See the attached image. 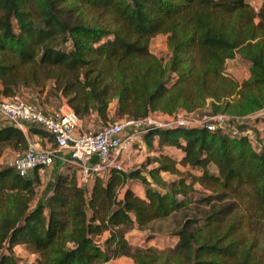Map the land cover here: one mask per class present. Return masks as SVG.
<instances>
[{
  "label": "trees",
  "instance_id": "1",
  "mask_svg": "<svg viewBox=\"0 0 264 264\" xmlns=\"http://www.w3.org/2000/svg\"><path fill=\"white\" fill-rule=\"evenodd\" d=\"M260 1L255 7L247 0H0V94L28 89L35 99L63 98L86 128L111 116L191 111L207 99L217 111L215 102L225 108L232 94L244 111L259 108ZM157 33L166 36V61L149 48ZM236 54L250 62L240 87L225 73ZM27 132L50 137L36 125ZM144 140L156 155L139 167L111 170L86 186L59 172L35 203L43 167L23 176L0 163V264H21L19 244L35 254L28 264H99L118 256L135 264H264V145L204 126L157 127ZM27 143L3 119L0 157L6 147L23 151ZM163 172L175 178L164 180ZM176 212L171 247L128 243L123 226L144 227Z\"/></svg>",
  "mask_w": 264,
  "mask_h": 264
},
{
  "label": "built area",
  "instance_id": "2",
  "mask_svg": "<svg viewBox=\"0 0 264 264\" xmlns=\"http://www.w3.org/2000/svg\"><path fill=\"white\" fill-rule=\"evenodd\" d=\"M0 117L23 131L26 138L30 125L42 127L50 134L48 140L52 144L41 146L27 139L25 150L14 151L9 165L20 175H29L37 167L49 166L58 157L62 163L78 169V183L83 186L89 185L96 177H105L111 170L124 171L125 160L130 158L128 152L135 138L157 127L204 126L208 130L226 131L230 128L231 134L246 135L256 146L264 145V142H256L252 129L229 127L224 113H205L194 118L192 112L178 111L162 121H157L151 114L137 118L121 117L91 131L81 129L78 117L67 104L45 109L20 93H14L8 96L0 94ZM124 186H116L118 197H121ZM104 263L106 261L100 264Z\"/></svg>",
  "mask_w": 264,
  "mask_h": 264
},
{
  "label": "rangeland",
  "instance_id": "3",
  "mask_svg": "<svg viewBox=\"0 0 264 264\" xmlns=\"http://www.w3.org/2000/svg\"><path fill=\"white\" fill-rule=\"evenodd\" d=\"M248 3L251 5L258 7L260 0H247ZM150 51L155 54L156 56L164 59L165 61L169 57V49L166 43V36L163 33H157L155 36L150 40L149 44ZM249 65L250 62L243 57L240 54H236L232 59H229L226 64V75L232 77L234 80L239 83V87L245 81L248 79L250 73H249ZM18 93L21 94L25 99L34 101L41 105V103H44L47 101V97L44 96V94L41 93L39 99H35V97L31 94V91L28 89H21L18 91ZM228 103L225 108H222V106L225 104V102H215L220 107L217 111H214L213 107L211 106V103L213 102L211 99H207L205 103L195 108L191 111L187 110H179L182 112H192L194 118H199L201 115L205 113H224L228 117L227 125L233 126L234 128L241 129V128H250L253 130V135L257 143L264 142V111L261 112V110L264 109V102L259 108H254L253 110H243L242 108L236 106V102H239L241 100V97L239 94H232L228 98ZM114 107V101L111 103ZM57 107V106H56ZM113 110V108H112ZM156 118L157 121H162L163 119L166 120L167 116H172L163 113V112H155L151 114ZM114 119V116H111L110 120ZM3 122V119L0 117V123ZM102 124L99 123H93L92 121H89L86 127H83L80 124L81 129L84 130H91L95 131L99 128V126ZM230 129V128H229ZM228 129V130H229ZM227 130V131H228ZM45 137V136H44ZM29 142H32V138L30 135H28ZM28 142V141H27ZM48 144H52L50 140H43L41 139L39 141V145L46 146ZM156 152L149 150L145 140L144 135L139 134L130 148V151L128 152V155L130 156L129 160H125L124 169L125 171L129 169H133L136 167H139L142 162H145L148 158L154 157ZM171 154L176 155L177 151L173 150ZM14 155V150L12 148L6 147L2 156L0 157V163L2 164H10L12 157ZM153 163H150L147 167H151ZM212 170V167H210ZM65 173L69 176H74L77 181L79 178V172L78 169L74 166L66 165V164H54L52 163L49 166L43 167L38 170V179L39 184L35 188L36 193L34 195L33 203L38 200H44L47 196L48 192L50 191V188L53 183V179L57 173ZM161 176L164 180H170L174 179L175 175L170 173H161ZM79 184V183H78ZM133 191L135 193L143 194L142 192V186L140 184L132 183L130 184ZM198 188V186L196 185ZM180 217V212H176L175 214H172L168 217H165L163 219H158L150 222L148 225L144 227H138L134 223H129L126 226H123L125 230V237L128 241V243L133 247H156L157 249H166L168 247H171L175 242L176 238H173L171 231H173L174 227H176ZM106 232L105 236H98V240L101 241L104 239L108 232ZM15 254L19 257L21 264H28L32 259L34 258L35 254L30 253L29 250L24 245H16L14 247ZM100 264V263H99ZM105 264V263H104ZM106 264H135L133 259L129 256H118L112 259H109L106 261Z\"/></svg>",
  "mask_w": 264,
  "mask_h": 264
},
{
  "label": "crops",
  "instance_id": "4",
  "mask_svg": "<svg viewBox=\"0 0 264 264\" xmlns=\"http://www.w3.org/2000/svg\"><path fill=\"white\" fill-rule=\"evenodd\" d=\"M62 104H66L65 102H64V99L63 98H61V102L60 101H58V100H56V99H53V98H49L48 97V100L47 101H45L44 103H41V106L43 107V108H45V109H54V108H57L58 106H60V105H62ZM57 106V107H56ZM110 108H111V110H110V114H112V108H113V105L111 104L110 105ZM28 135H30L31 136V138H32V142H35V143H37L38 145H39V141L41 140V139H43L44 141L45 140H48V138L47 137H43V136H41V135H39V134H28L27 133V139H28ZM29 140V139H28ZM173 150H176V149H170L169 150V152L171 153V152H173ZM177 151V150H176ZM156 154V153H155ZM54 164H63L62 163V160L60 159V158H55V160H54V162H53ZM137 194H139V195H141L140 193H137ZM106 235V232H104L103 234H102V236H105Z\"/></svg>",
  "mask_w": 264,
  "mask_h": 264
}]
</instances>
